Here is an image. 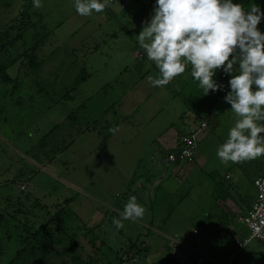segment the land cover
I'll use <instances>...</instances> for the list:
<instances>
[{
  "label": "rangeland",
  "instance_id": "374dc122",
  "mask_svg": "<svg viewBox=\"0 0 264 264\" xmlns=\"http://www.w3.org/2000/svg\"><path fill=\"white\" fill-rule=\"evenodd\" d=\"M41 4L36 8L33 0H0L1 263L18 259L15 264H19L23 251L30 256L27 264H118L119 252L131 248L130 238H152L153 253L164 249L169 253L168 240L148 235L141 224L131 222L136 220L123 221L120 229L112 222L122 213L124 205L118 202L124 190L109 185V177L143 173L137 165L144 155L128 149L119 154L109 151V129L114 127L109 124L110 109L116 94V87L109 85L115 76L107 66L109 40L107 45L102 42L109 32L105 30L109 0L103 12L87 16L77 12L76 0H41ZM252 4L264 11V0H251ZM259 27L264 33V19ZM94 39L101 46L92 52ZM201 141L199 152L204 149ZM256 159L252 174L259 175L264 163ZM110 163L127 164L130 169L112 170ZM150 190L153 200L169 192L165 184ZM173 195L174 201L160 197L154 201L157 216L177 210V196L185 198V188ZM67 200H73L72 205ZM151 203L148 197L147 205ZM177 217L181 225L186 223L184 217ZM59 223L63 235L49 239L61 242L32 240L34 229ZM241 232L248 236L246 228ZM176 234L204 254L234 264L221 256L235 255L232 239L204 247L202 235L188 239L172 232L171 236ZM259 244L254 240L236 257L242 259Z\"/></svg>",
  "mask_w": 264,
  "mask_h": 264
},
{
  "label": "crops",
  "instance_id": "0c3cea01",
  "mask_svg": "<svg viewBox=\"0 0 264 264\" xmlns=\"http://www.w3.org/2000/svg\"><path fill=\"white\" fill-rule=\"evenodd\" d=\"M233 3L242 4L246 11L251 0H233ZM155 4L156 0H109V23L105 29L109 32L102 42L107 45L109 40L107 66L115 75L109 79V85L112 84L110 88L116 87L115 99L113 98L110 109L113 118L109 120V124L119 129L115 134L109 133V151L119 154L128 149L129 153L144 155L141 159L143 161L136 167L143 170V173L112 174L109 185L123 186V198L118 202V205H124L122 212L129 198L135 196L146 214L141 220L135 219L137 222H131L141 224L149 231L148 235L156 234L160 240H168L165 242L170 247H177L179 252L188 255V264H197L200 257L204 258L203 264H227L214 256L204 254L196 244H189L186 237L180 238L177 234L171 236V233L188 235V239L202 235L201 244L204 247L225 239L236 241L243 238L244 235H240L243 227L237 219L248 213L256 200L253 179L264 177V164L260 167L261 174L257 175L252 174V162L256 158L238 163H223L217 156L218 149L228 140L231 128L240 117L225 102L226 95L211 97L212 92L205 95L199 82L191 75L190 63L185 61V72L173 78L167 85L154 86L153 80L161 78L159 69L154 61L148 59L136 36L141 32L144 22L150 20L154 14ZM258 28L261 30L259 25ZM94 42L90 44L93 46L89 51L100 49L101 45L95 39ZM200 118L207 119L210 132L202 138L204 149L202 152L198 149L196 162L189 166L180 163L168 165L167 155L178 148L179 138L190 133ZM257 123L264 126V121ZM215 155L217 158L213 161ZM258 159H262L264 163V156H259ZM109 166L112 170L130 169L127 164L118 165L120 169L111 163ZM163 184L168 187L169 192L167 195L158 194L156 200H153L150 189ZM149 185L152 186L150 189ZM183 187L185 198L177 196V210H172L168 216H157L154 201L159 197L161 200L168 198L167 200L174 201L176 196L173 194ZM146 195L152 201L149 206ZM172 195L173 197H169ZM72 201L70 200V205ZM158 208L164 211L166 206L160 205ZM177 216L184 217L183 222L186 223L181 225L179 222L182 220ZM127 227L132 226L127 224ZM128 231L131 232V229H127V233ZM128 243L130 247L139 245L149 251L138 264H156L165 255L166 249L153 253L152 238L147 241L130 238ZM221 256L225 259L228 257L231 261L233 254ZM259 261H264V243L250 248L242 259L235 257L233 262L258 264Z\"/></svg>",
  "mask_w": 264,
  "mask_h": 264
},
{
  "label": "clouds",
  "instance_id": "9594fccd",
  "mask_svg": "<svg viewBox=\"0 0 264 264\" xmlns=\"http://www.w3.org/2000/svg\"><path fill=\"white\" fill-rule=\"evenodd\" d=\"M34 7L42 6L33 0ZM108 0H76L82 16L101 13ZM150 20L145 21L136 39L159 69L154 86L167 85L192 66L191 75L208 95L222 85L214 76L222 70L231 78L230 91L224 97L231 111L240 119L220 146L217 156L223 163L240 162L264 156V34L259 30L264 11L255 4L245 11L233 0H156ZM238 72V74H234ZM119 129H109L115 134ZM143 206L131 196L113 224L123 228V221L142 218Z\"/></svg>",
  "mask_w": 264,
  "mask_h": 264
},
{
  "label": "built area",
  "instance_id": "2783aa9c",
  "mask_svg": "<svg viewBox=\"0 0 264 264\" xmlns=\"http://www.w3.org/2000/svg\"><path fill=\"white\" fill-rule=\"evenodd\" d=\"M214 79L222 85V90L219 92H212L211 97L224 96L229 91L228 85L229 75H226L222 70H217ZM210 132V126L205 118H200L195 128L188 134L182 135L179 138L178 148L169 153L166 158L168 165L180 163L184 166L192 165L196 162L199 142L202 138ZM253 185L256 189V200L252 204L248 213L238 217V223L248 230V236L241 239H236V253L231 258L234 261L236 255L241 254L249 246L252 241L264 243V177H257L253 179ZM197 232L195 231V234ZM176 258L181 264H188V255L178 251L174 247ZM138 258L129 253V249L124 250L120 257V264H135ZM204 258L200 257L197 264H203Z\"/></svg>",
  "mask_w": 264,
  "mask_h": 264
},
{
  "label": "trees",
  "instance_id": "16d2710c",
  "mask_svg": "<svg viewBox=\"0 0 264 264\" xmlns=\"http://www.w3.org/2000/svg\"><path fill=\"white\" fill-rule=\"evenodd\" d=\"M5 70V69H3ZM66 204H70L69 201L65 202ZM61 215V213H60ZM60 215H57L56 218H58ZM53 222V221H51ZM49 224V223H48ZM46 225L44 227H40L38 229H34V234L32 236V240H37V241H43L44 243H48V244H52L53 242H61V240H53V239H49L50 236H54L55 239H57V236H61L63 235V231H65V229L63 228V225H61V223H59L57 226L55 227H50V225ZM172 249V248H171ZM167 249L169 251V253L165 254L162 258V260H160L158 263L156 264H181L179 262V260L176 258V255L173 252V249ZM124 251V250H123ZM148 249L147 248H143L141 246H132L131 249H129V253H132V255H134V257L138 258L137 263L141 260L143 255L148 254ZM120 256H119V263L120 264V257H121V253H123L122 251L119 252ZM24 259V260H20V259ZM30 259V256L26 254V252L21 251V254L19 256V260L21 261L19 264H27L28 261ZM18 259H16L12 264H15V262ZM0 264L1 261H0Z\"/></svg>",
  "mask_w": 264,
  "mask_h": 264
}]
</instances>
